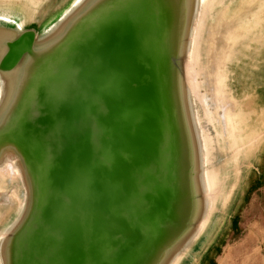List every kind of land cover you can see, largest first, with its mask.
Returning a JSON list of instances; mask_svg holds the SVG:
<instances>
[{"label": "water", "instance_id": "1", "mask_svg": "<svg viewBox=\"0 0 264 264\" xmlns=\"http://www.w3.org/2000/svg\"><path fill=\"white\" fill-rule=\"evenodd\" d=\"M236 2L217 0L196 20L198 0H68L41 33L29 4L0 0V172L18 169L0 182L15 198L0 222V264L193 263L215 200L227 209L236 186L228 198L210 169L214 140L189 60L209 17L241 18ZM239 42L247 51L231 52L219 79L240 122L236 139L228 128L232 147L252 158L260 138L242 101L255 88L253 42ZM205 175L218 185L206 190Z\"/></svg>", "mask_w": 264, "mask_h": 264}, {"label": "rangeland", "instance_id": "2", "mask_svg": "<svg viewBox=\"0 0 264 264\" xmlns=\"http://www.w3.org/2000/svg\"><path fill=\"white\" fill-rule=\"evenodd\" d=\"M67 1L68 0H42L41 3L36 4L38 6H32V4L37 3V0H23V3L26 6L29 4V6L31 7L30 9L33 11V18H38L39 21H37L38 23L36 25L38 31L44 33V25L46 23L43 20L47 17L45 15H47L48 10H57L62 7ZM235 1H237L236 6L241 4L243 7V14L241 18H233V21L230 18L231 15H227V20H224V22L222 19L225 18L220 19L219 17L214 18L209 22L211 18L209 17L208 19L207 16V24L205 27V24H203V26L200 28V34L196 39L193 60H189L193 62V73L194 70L196 72V80L198 81V84L196 82L195 85L199 87V92L200 90H202V95L197 98V100H199L198 104H200V108L202 109V113L200 111L201 125L206 135L212 134L214 140L215 151L210 158V169L212 168V170H216V172H218V174L222 178L220 191L226 192V194H228L231 191L232 187L236 186V191L234 190V197L230 201L227 209H224L225 199L215 200L214 209L217 205L219 212H217L214 219V221L216 222V225H214V231L212 233V236L208 240L207 245L202 249L200 253H196L197 256L195 257V260L192 264H207V261L209 259L210 260L208 261V264H264V168L263 170H261V174L260 171L258 174V177L261 176L260 185L258 186L256 185V183H251L249 192L246 193L244 197L243 190L245 189V187L242 186L241 188L239 182L247 171H249L250 169L253 170V167H250L252 163L250 159L251 153H249L248 157L247 152L238 151L240 149L236 148L235 151L231 145L232 143L230 142V137H228L229 135H227L229 134V130L227 129V121L225 116H227V114L235 116L237 108L236 106H234L232 111L231 106L227 102H225L226 98H224V93H222L223 91H221L224 84L221 85V79H219V75H223V73L225 72V64L228 65L231 60V58H229V54L231 52L235 53L237 51L239 53L242 49H244V47L248 46V44L245 42L241 44V42H239L241 39L247 40V42L249 43L253 42L251 48L252 50L246 53L245 56L246 58H248V63H246L249 65L248 70L254 72L253 79L257 78V69L260 65V54L258 53L260 52L258 51L260 50V24L263 22L261 21V23L258 24V21L260 22V1H262L261 6H264V0ZM232 10L233 9H228L227 12L229 14H232ZM33 13L35 14V16ZM261 15H264V9H262ZM219 19L221 21H219ZM222 22L224 24H231V22L233 23L231 25L228 24L229 26H223ZM214 24L217 25V28ZM242 24L244 29L247 26L248 29H243L241 32H239L238 30L242 28ZM211 27L213 28V32L214 30H219L218 32H220V34H217L218 32L216 31L215 34L212 35L213 32L210 30ZM238 27L239 29L236 31L235 28ZM262 27H264V23L262 24ZM243 31L244 33H242ZM246 31L248 32V34ZM245 33L246 35H244ZM210 34L212 36H210ZM223 36L225 37V39L223 38ZM235 36L238 38L234 39ZM263 41L264 39L261 38V43H263ZM208 47L210 50L208 49ZM245 51H247V49H244V52ZM216 53L219 54L217 55ZM214 59L218 63L215 62ZM205 65L207 67H205ZM214 71L215 73H213ZM215 74L217 75V77H215ZM184 75L186 79L192 80L193 78L191 72L187 75L184 73ZM210 84L211 87L209 86ZM217 98L222 101L220 102ZM225 141H227V143ZM223 143L225 144L222 145ZM244 163V167H240V164L243 165ZM247 164H249V167H247ZM238 174V179H229L228 181L227 179H225L229 176L235 178V176H237ZM254 179H257V177H255ZM14 190L15 188L13 187L11 191L14 192ZM0 202V210H5L9 207L7 205L8 203L4 201V198L2 196L0 197ZM3 213H5V211H3ZM1 220L2 219H0V221Z\"/></svg>", "mask_w": 264, "mask_h": 264}, {"label": "crops", "instance_id": "3", "mask_svg": "<svg viewBox=\"0 0 264 264\" xmlns=\"http://www.w3.org/2000/svg\"><path fill=\"white\" fill-rule=\"evenodd\" d=\"M256 77V79H253V84L255 86L253 94L242 101L246 104L247 109L254 112L250 119H255L257 130L255 134L260 138L258 144L252 147L253 155L250 167H253V170L250 169L245 174V181L243 184L245 187V189L243 187L244 197L246 193L249 192L251 183H256L258 186L260 185L261 176L258 177V174L259 171L261 174V170L264 168V47H260V66L257 69ZM247 167H249V164ZM255 177H257V179H254Z\"/></svg>", "mask_w": 264, "mask_h": 264}, {"label": "bare ground", "instance_id": "4", "mask_svg": "<svg viewBox=\"0 0 264 264\" xmlns=\"http://www.w3.org/2000/svg\"><path fill=\"white\" fill-rule=\"evenodd\" d=\"M216 1L217 0H198V5H197V10H196V4H195V11H194V13H193V17H195V19L196 20H198L199 19V15H200V13H201V10L202 9H208V8H210V6L212 5V4H215L216 3ZM8 2V8L9 9H14L15 7H16V5L14 4V3H12L13 1H7ZM42 2V0H37V3H34V4H32V5H36V4H38V3H41ZM36 6H38V5H36ZM36 8V7H35ZM37 8H40V7H37ZM26 9V8H25ZM18 10H20V8H18ZM197 11V12H196ZM37 12V11H36ZM234 14L236 15V16H239L240 14H241V5L240 6H236V8L234 9ZM247 14V13H246ZM227 15H232V18H234L233 17V14H229L226 10H224L219 16L220 17H223V18H226V17H228ZM257 15V14H256ZM254 17V16H253ZM237 19V18H236ZM216 20V19H215ZM223 20V22H224V19H222ZM230 20V19H229ZM231 20H233V19H231ZM247 20V19H246ZM260 20V19H259ZM219 21H221L220 19H219ZM234 21V20H233ZM239 21V20H238ZM256 21H258V20H256ZM222 22V24H223V26L224 25H228L229 23L228 22H226V23H228V24H224ZM216 23V22H215ZM219 23V22H218ZM217 23V24H218ZM233 22H231V24H232ZM249 23V22H248ZM231 24H229V25H231ZM244 24V23H243ZM243 24H242V28H240L239 29V27L238 28H235L236 29V31L238 30L239 32H241L243 29H244V27H243ZM258 24H260V22L258 21ZM211 25V24H210ZM215 25V27L217 28V25L216 24H214ZM228 25V26H229ZM245 25V24H244ZM248 25V24H247ZM213 26V25H212ZM214 27V28H215ZM246 27V26H245ZM220 28V27H219ZM234 28V27H233ZM210 29V28H209ZM248 29V26L244 29V30H247ZM250 29V28H249ZM253 29V28H252ZM258 29V28H257ZM212 32H213V28L211 27V29H210ZM232 30V29H231ZM234 30V29H233ZM217 31V30H216ZM215 30H214V32L212 33V35L213 34H215V32H216ZM219 31V30H218ZM217 31V32H218ZM209 32V31H208ZM247 32V31H246ZM242 33H244V31L242 32ZM251 33V32H250ZM217 34H220V32H218ZM227 34H228V31H227ZM235 34H236V32H235ZM247 34H248V32H247ZM211 34H210V36H212ZM222 35H225V34H222ZM239 35H240V33H239ZM244 35H246V33L244 34ZM243 35V36H244ZM217 36V35H216ZM237 36V35H236ZM234 37V39H237L238 37ZM242 36V35H241ZM248 36V35H247ZM240 37V36H239ZM216 38V37H215ZM223 38L225 39V37L223 36ZM208 40V39H207ZM240 40V39H239ZM216 41V40H215ZM225 41V40H224ZM233 41V40H232ZM205 42H206V39H205ZM206 44V43H205ZM216 45V44H215ZM223 45H224V43H223ZM222 45V46H223ZM231 45V44H230ZM221 46V47H222ZM208 49H209V47H208ZM221 49V48H220ZM210 50V49H209ZM219 50V49H218ZM217 54V53H216ZM219 54V53H218ZM217 54V55H218ZM206 55H207V53H206ZM210 55H211V53H210ZM208 57V56H207ZM206 57V58H207ZM199 58V57H198ZM209 58V57H208ZM216 59V58H215ZM214 59V61L215 62H217L216 60ZM205 62V61H204ZM207 62V61H206ZM208 62H210V61H208ZM218 63V62H217ZM206 64V63H205ZM209 64V63H208ZM215 64V63H214ZM207 65V64H206ZM205 65V67H207ZM217 67V66H216ZM216 67H215V69H216ZM206 70H207V68H206ZM217 71V70H216ZM213 73H215V71L213 72ZM216 75V74H215ZM223 76V75H222ZM215 77H217V75L215 76ZM216 82H218V81H216ZM220 83H221V85L223 84V79L221 78V81H220ZM216 84V83H215ZM217 85V84H216ZM210 87H211V84L209 85ZM215 86V85H214ZM219 88V87H218ZM8 89H10L9 87H8ZM218 90V89H217ZM213 91V90H212ZM219 91H220V89H219ZM222 91V90H221ZM214 93V92H213ZM223 93V92H222ZM222 95V94H221ZM218 96H219V94H218ZM0 98H1V91H0ZM224 98H226V96H225V93H224ZM217 99H219V98H217ZM219 101H220V99H219ZM222 101V100H221ZM220 101V102H221ZM229 106V105H228ZM229 108V107H228ZM226 110V109H225ZM233 111V110H232ZM226 112V111H225ZM236 112V111H235ZM225 114V113H224ZM226 117V121H227V129L229 128V129H231L230 131H231V134L234 136V138H235V135H234V133L236 132V130H235V123H240L239 121H237V122H235V123H233V120H232V118H231V116H230V114H227V116H225ZM224 117V118H225ZM195 120H196V117H195ZM225 120V119H224ZM210 123V122H209ZM212 128H213V126H212ZM225 128H226V126H225ZM222 129V128H221ZM216 133V132H215ZM217 134V133H216ZM226 134V133H225ZM228 135V134H227ZM229 137V136H228ZM236 139V138H235ZM241 140H242V136H241ZM231 142V141H230ZM232 145V144H231ZM224 149V148H223ZM233 149V148H232ZM239 149V148H238ZM239 160V159H238ZM18 172V169L16 168V163L14 162V161H11L10 162V164H8L7 165V167H6V171L5 172H0V182H4V180H3V178H4V176H13L15 173H17ZM238 172H239V170H238ZM239 175V174H238ZM204 179H206V184H205V188H206V190H210V189H212V187H216L217 185H218V179H217V177H214V176H211V177H209V175H205V178ZM236 181V180H235ZM234 185V184H233ZM0 189H1V186H0ZM231 189V188H230ZM228 192V191H227ZM0 195L4 198V201L6 202V203H10L11 205H10V208L9 209H5V210H0V219H2L0 222H4L5 220H6V218H7V215L9 214L8 213V211L9 210H11V208L12 207H14V205H15V198H14V196H12V195H10V196H8V194L5 192V191H1L0 192ZM230 195H231V193L228 195L227 194V197L229 198L230 197ZM0 196V197H1ZM1 203V202H0ZM4 203V202H3ZM207 207H208V209L210 210L211 209V205L210 204H208L207 205ZM3 211H5V213H3ZM3 213V214H2ZM4 220V221H3ZM218 224V223H217ZM216 225V224H215Z\"/></svg>", "mask_w": 264, "mask_h": 264}]
</instances>
